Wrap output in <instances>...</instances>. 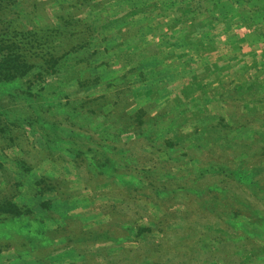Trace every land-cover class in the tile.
<instances>
[{"label": "rangeland", "instance_id": "rangeland-1", "mask_svg": "<svg viewBox=\"0 0 264 264\" xmlns=\"http://www.w3.org/2000/svg\"><path fill=\"white\" fill-rule=\"evenodd\" d=\"M241 2L0 0V60L32 67L0 81V264H264V0Z\"/></svg>", "mask_w": 264, "mask_h": 264}, {"label": "trees", "instance_id": "trees-1", "mask_svg": "<svg viewBox=\"0 0 264 264\" xmlns=\"http://www.w3.org/2000/svg\"><path fill=\"white\" fill-rule=\"evenodd\" d=\"M191 12L199 15L211 14V5H216L220 0H190ZM244 0H231L233 13L238 16L240 9H245ZM241 2V3H240ZM216 3V4H215ZM206 4V5H205ZM206 8V9H205ZM249 9V6H247ZM257 15L262 14L261 8L253 10ZM241 12V11H240ZM248 14V12H246ZM31 66L21 61L17 55L11 54L0 60V81H12L16 77H24L31 71ZM0 212L9 213L13 216L22 215V211L12 203H8L0 208Z\"/></svg>", "mask_w": 264, "mask_h": 264}]
</instances>
